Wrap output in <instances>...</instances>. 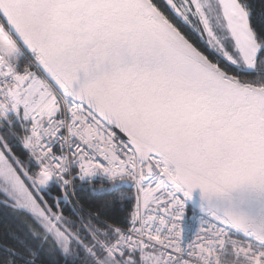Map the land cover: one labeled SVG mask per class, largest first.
Instances as JSON below:
<instances>
[{
	"label": "snow or ice",
	"instance_id": "6c2138e0",
	"mask_svg": "<svg viewBox=\"0 0 264 264\" xmlns=\"http://www.w3.org/2000/svg\"><path fill=\"white\" fill-rule=\"evenodd\" d=\"M166 8L0 0V194L31 218L0 264H264V30L246 0ZM117 181L127 229L76 199Z\"/></svg>",
	"mask_w": 264,
	"mask_h": 264
},
{
	"label": "trees",
	"instance_id": "16d2710c",
	"mask_svg": "<svg viewBox=\"0 0 264 264\" xmlns=\"http://www.w3.org/2000/svg\"><path fill=\"white\" fill-rule=\"evenodd\" d=\"M157 3L171 14V10L166 8V2L164 0H157ZM246 3L252 12V23L254 27L258 31L264 30V0H246ZM185 30L190 32L192 39L197 41L202 49L210 55H213V52L200 38L198 32H194L188 28ZM12 147L17 153L22 151V148L15 142H13ZM121 193L125 194L128 199L112 204L107 208L104 207L107 201H110L114 196H118ZM76 199L83 203L86 210L89 208H99L104 212V215L101 217L102 219L125 227L132 210L134 193L130 182L117 181L115 188L111 192L92 193L85 189L78 193ZM30 227L31 218L29 215L25 212L12 209L10 204L5 202L4 196L0 194V256L6 254V248L9 245L25 243L29 239Z\"/></svg>",
	"mask_w": 264,
	"mask_h": 264
},
{
	"label": "built area",
	"instance_id": "2783aa9c",
	"mask_svg": "<svg viewBox=\"0 0 264 264\" xmlns=\"http://www.w3.org/2000/svg\"><path fill=\"white\" fill-rule=\"evenodd\" d=\"M0 23H2V21H0ZM34 70L39 71V69H34ZM109 131H110V132L112 133V135L115 137V143H118V144H124V143H122V142L117 138V136L114 134V132H113L111 129H109ZM132 189H133V193H134V201H133V206H132L131 213L135 210V207H136V200H135L136 189H135L134 187H132ZM131 213H130V216H129V219H128V223H127V225H126L125 227H123V228H125V229L131 227ZM192 239H194V237H192Z\"/></svg>",
	"mask_w": 264,
	"mask_h": 264
},
{
	"label": "water",
	"instance_id": "95a60500",
	"mask_svg": "<svg viewBox=\"0 0 264 264\" xmlns=\"http://www.w3.org/2000/svg\"><path fill=\"white\" fill-rule=\"evenodd\" d=\"M111 130L114 132V134L117 136V138L122 143H126L127 142V136L123 132H121L119 129H116V128H111Z\"/></svg>",
	"mask_w": 264,
	"mask_h": 264
},
{
	"label": "rangeland",
	"instance_id": "374dc122",
	"mask_svg": "<svg viewBox=\"0 0 264 264\" xmlns=\"http://www.w3.org/2000/svg\"><path fill=\"white\" fill-rule=\"evenodd\" d=\"M166 2V0H164ZM206 43V40H203ZM207 45V44H206ZM209 48V47H208ZM210 49V48H209ZM212 51V49H210ZM213 52V51H212Z\"/></svg>",
	"mask_w": 264,
	"mask_h": 264
}]
</instances>
